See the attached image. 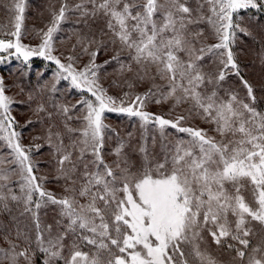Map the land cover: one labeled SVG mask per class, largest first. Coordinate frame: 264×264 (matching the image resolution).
<instances>
[{
    "label": "snow or ice",
    "instance_id": "snow-or-ice-1",
    "mask_svg": "<svg viewBox=\"0 0 264 264\" xmlns=\"http://www.w3.org/2000/svg\"><path fill=\"white\" fill-rule=\"evenodd\" d=\"M86 3L91 10L83 2L75 9L83 16L106 18L111 43L129 53L137 80L150 81L152 87L134 96L126 92L119 102L109 95L95 63L106 45L95 37L82 49L89 57L82 68L77 67L79 56L66 55L62 62L54 54V42L72 10L66 2L51 12L50 24L37 32L40 42L35 46L23 43L25 0L4 5L10 20L0 24V63L11 57L25 63L41 57L56 67L53 92L57 83L67 80L82 96L75 105H60L64 133L49 128L45 137L57 156V178L64 180V194L57 196L46 189V178L35 174L31 148L22 144L16 131L19 122L11 114L14 100L0 78V141L9 150L0 166L10 165L0 167V205L7 210L11 200L23 206L21 216L31 218V225H15V239L25 247L6 233L9 246L0 249V257L9 264H35L37 253L43 264H220L205 247L211 237L235 254L232 264H264V113L233 88L221 94L230 74L240 76L233 51L237 34L250 35L239 20L249 10L264 13V0ZM201 23L208 25L215 43L198 39L204 29L191 26ZM100 31L101 36L107 34ZM92 45L97 47L89 51ZM205 56L212 59L208 71L201 63ZM127 69L133 71L132 65ZM157 80L164 82L163 87ZM240 83L247 97L255 100L252 86L242 77ZM157 93L156 104L170 100V111L187 105V114L168 119L147 111L146 102ZM36 111H44L43 106ZM112 112L138 119L145 132L149 125L158 128L161 150L149 149L142 135L138 160L125 150L122 139L106 153L108 140L119 135L105 124V113ZM194 116L211 127L191 126L188 121ZM68 121L78 124L74 127ZM168 129L181 135L168 140ZM108 155L114 157L111 162ZM13 176L19 177L15 182L19 195L12 187ZM49 204L57 206V214L47 223L40 210ZM253 222L261 226L260 232ZM251 237H259L258 242L253 244Z\"/></svg>",
    "mask_w": 264,
    "mask_h": 264
},
{
    "label": "trees",
    "instance_id": "trees-1",
    "mask_svg": "<svg viewBox=\"0 0 264 264\" xmlns=\"http://www.w3.org/2000/svg\"><path fill=\"white\" fill-rule=\"evenodd\" d=\"M64 0H28L29 7H26V17L28 19L39 20V24H43V19L47 18L52 11H57L60 6L63 4ZM67 3H72L75 0H65ZM81 4L82 2L85 4V7L88 10H91V5L86 3V0H79ZM10 0H0V24H8L10 20V14L8 9L4 5H8ZM190 4H195V0H189ZM71 11L67 12V17H69L70 21L65 25L67 28V33H58L56 35L57 41L62 42L64 40H68V43L73 44L77 38H84L85 35L88 38L95 39L100 38L103 40L106 47L100 48V57L106 61H110L109 63L104 65L105 74L110 76L112 73H116L117 70H127V66L129 64L132 65L133 71L136 70V65L132 62L129 57V53L126 50H121L119 44L113 45L111 43V34L108 33L106 27V18L102 16H96L93 18L92 16H83L81 11L75 9V6L70 8ZM243 19L239 20V23L242 27H247L250 35H246L243 32H238L237 39L234 42L233 51L236 55L237 63L240 68V76L237 77L235 74H230L226 82H224L222 86L221 94H223V89L233 88L236 90L242 99H245L252 107L257 109L258 111L264 113V13L255 12V10H249L246 13H243ZM10 26V25H9ZM197 29H204V34L200 36L198 39L201 41L209 39L208 42H215L214 39L210 38V30L207 24L201 23L199 25L191 26ZM88 28L89 30H86ZM101 29L104 30L106 35L101 36ZM79 35V37H78ZM76 36V37H75ZM206 37H208L206 39ZM202 42V41H201ZM203 43V42H202ZM118 55V59H113ZM18 64V69L15 72L12 70L9 72L10 77L8 81L11 84V87L15 90L14 87H20L22 93L25 96V101L21 105L23 108L21 110V114L24 117H30V121L33 122V130L35 134H37L41 139H45L49 128H51L52 132H61L64 133V120L65 117L60 112V105L68 104L75 105L76 102L81 99V92L76 89H72L70 85V81L61 80L56 84V91L53 92L51 90L53 84V76H54V65L52 63H48L50 68H44L43 63H46L41 57H36L33 60L28 61L27 63L22 61H16ZM15 63V64H16ZM201 63L204 64L205 71L210 70L213 67L212 59L208 56H205V60ZM246 80L253 88V96L255 100L247 97L246 89H244L240 83V78ZM133 80H127V82H132ZM156 83L163 87L164 82L157 80ZM149 85H152L149 82ZM152 87L149 86L146 90ZM208 88H211L212 85H207ZM155 90V89H154ZM85 95V93L83 94ZM29 96L32 99H29ZM160 98L159 93L156 96L152 97V105H162L164 110L170 111L172 108V102L164 101L160 104H156L155 99ZM38 106H43L44 111L37 112L36 109ZM187 105L182 107H178L175 111L172 112V115L176 117L177 115L187 114L185 109ZM182 108V109H181ZM32 113H35L36 116L32 117ZM111 120L113 121L111 130H114L115 134L112 135V138L108 140L105 148V152L108 153L112 149H114L117 145V141L122 139L126 142V151L130 152L132 149V144L135 145L138 141V132L137 134L134 131V126L137 123L135 118H127L124 115H110ZM191 126H198L200 128H210L211 126L203 123L198 117H192L188 121ZM71 126H77V121H68ZM39 127V130H34V128ZM171 131L168 134V140H174L176 136L181 135L176 133L174 130L169 129ZM131 134V135H130ZM211 134V133H210ZM65 144L69 143L67 135L64 137ZM3 145L0 143V159H3V154L6 152L2 147ZM40 155L45 159L42 160L41 169L43 170L44 175L51 177L54 173L57 172V156L55 152H52L50 147L44 145L40 148ZM111 155H108L107 158H110ZM135 159V157H133ZM0 167H5L2 165ZM61 179L57 178V183L60 182ZM54 183L55 189L53 186L54 193L58 196L60 195L55 190L59 191V184ZM15 184V183H13ZM17 185V184H15ZM18 186V185H17ZM19 187V186H18ZM51 188V186H48ZM49 210V209H48ZM54 210V211H51ZM51 210H49L50 215L48 214V218L46 222H52L53 217L57 214V207L51 205ZM19 224L21 228L24 227V224L20 221L19 214L15 213L8 206V209H4L2 205H0V247L2 249L8 248V243L5 241V234L10 233L8 235V239L13 242L19 243L20 248L25 247L22 241H16V229L15 225ZM256 223V222H255ZM254 230L256 232L261 231V226L256 223L254 224ZM252 243L256 244L258 242L259 237H251ZM34 247V245H33ZM207 247L209 253L220 262V264H232V258L235 255L233 252L229 251L226 246L219 247L215 243L212 242L211 237H208ZM20 249L18 248L17 251ZM87 250V249H85ZM35 264H43V257L41 254L37 253L35 258Z\"/></svg>",
    "mask_w": 264,
    "mask_h": 264
},
{
    "label": "rangeland",
    "instance_id": "rangeland-1",
    "mask_svg": "<svg viewBox=\"0 0 264 264\" xmlns=\"http://www.w3.org/2000/svg\"><path fill=\"white\" fill-rule=\"evenodd\" d=\"M66 1L64 0L63 3H65ZM26 3V7H29L28 5V0H25ZM67 3V2H66ZM80 1L79 0H75L72 3H67L69 8L74 7L75 5L79 4ZM26 7H25V11H26ZM61 7V6H60ZM59 9L56 11L58 12ZM25 17H26V13H25ZM51 14L47 17L43 19V24L41 25H37L39 24V20L37 18L35 19H28L26 17L25 19V23H24V30H25V38H23V43L25 44H29L32 46H35L36 44H38L40 42V37L37 35V32L41 29L46 30V25L50 24L51 21ZM70 21L69 17H67V13H66V19L64 21L61 22L60 25V31L58 33H67V28L65 27V25ZM86 30H89L88 28H86ZM57 33V34H58ZM56 34V35H57ZM76 37V36H75ZM79 37V35H78ZM91 38V37H90ZM88 38L87 35L84 36V38L81 40L79 38H77V40L73 43L70 44L68 43V40H64L62 42H59L57 40H55L54 42V47L57 49L56 52H54L55 55H57L59 58H61L62 62H66L64 60V57L66 55H73V56H79L81 57L77 63V67L78 68H82L85 64L88 63L89 61V57L86 54L82 53V49L83 47L87 46V40L90 39ZM201 41L204 44H212L215 42H208L209 39L204 40L203 38ZM96 40H100V38H97ZM97 46L96 45H92L89 48V51L95 50ZM73 49H75V51H73ZM36 57H33L31 60L35 59ZM18 59H16L15 57H11L9 58L5 63H0V78L3 79L4 81V85L6 88V94L9 95L10 97L13 98L14 103L12 105V115L16 118V120L19 122L18 125L16 126V131H18L19 133H21V142L22 144L27 147V148H31V158H32V162L34 164V166H36V168L38 169L36 171V175L37 176H43L46 178L45 180V187L47 190L54 192V190L52 189L53 187L55 189H57L54 186V183H57V175L58 173H54L53 175H51V177L44 175L43 170L41 169V163L42 160L45 159V156L43 157L42 155L39 154L40 152V148L43 147L44 145L49 146V142L47 140L41 139L37 134H35L34 132H32L33 130V122L28 123V121H30V117H24L21 113V110L23 109L21 107V105L24 103L25 101V96L21 91L20 87H14L15 90L11 87L10 82L8 81V78L10 77L9 72L10 71H14L18 69V64L16 63ZM107 59H102L100 56H97L96 58V65H99V80L101 82V84L103 85V87L105 89H107L108 94L112 95L114 97L117 98V101L119 102V99L124 97V94L127 93H131L133 96L134 95H138V94H143L145 92H147V88L149 86V82H142L137 80L136 78V70L131 71V72H127V70H117V72L112 73L110 76H107L104 72V65ZM18 61H22L24 62L22 59H19ZM50 61L46 60V63H43L44 68H50V66L48 65ZM16 63V64H15ZM51 63V62H50ZM54 65V64H53ZM56 67L54 65V73H55ZM127 80H133L132 83L133 87L129 88V82H127ZM85 95H88L87 93H85ZM152 99V98H151ZM147 101V111L153 112V113H157L160 115H164L166 118L168 119H174V115H172V112L168 111V110H164L163 106L160 105H152L151 102L152 100ZM131 97L126 98V102H130ZM182 109V108H181ZM112 114H116V115H124L125 114H121V113H116V112H112V113H105V124L108 125L109 127H111L113 121L111 120L110 115ZM36 114L32 113V117H35ZM127 117V116H126ZM129 119V117H127ZM136 119V118H135ZM137 120V123L134 126V131L137 134L138 132V141L135 145L132 144V149L130 152H128L129 154H131L132 157H135V160L139 159V152H138V147L141 143H143L144 141H142L141 137L142 135L146 137V142L147 145L149 147V149H151L152 151L155 152H159L161 150V138H160V133L158 128L153 127L152 125L148 126L147 131L145 132L144 130L141 129L140 127V122ZM189 124V122H188ZM187 126V125H186ZM34 130H39V127L34 128ZM168 134L171 133V131L168 129ZM153 137H155L156 143L153 144ZM0 143L3 145V149L6 150V152L3 154V157H7L9 150L7 149V147L4 145V143L2 141H0ZM37 145H39V150H37ZM51 151L54 152V149L52 147H50ZM109 162H111L112 159H114L113 156H111L110 158H107ZM5 167H10V165H5ZM19 179L18 176H13L12 177V181L13 183H15L17 180ZM18 185V183H15ZM12 184L13 190L15 191L16 194H20L19 193V185H15ZM58 190H55V192H58L60 195H63V186H64V180L61 179L59 183ZM48 186H51L48 187ZM53 186V187H52ZM58 195V196H60ZM8 206L10 208H12L13 211H15V213L19 214V218L20 221L25 225V224H29L31 225V218L30 215L28 216H21L20 212L22 210V205L17 206V204L15 202H12L11 200L8 201ZM55 206V205H53ZM57 207V206H55ZM51 210V204H49L47 207H44L40 210V215H41V219L43 222L47 221L48 218V214L49 210ZM54 211V210H51ZM49 223V222H47ZM254 224H256L255 222H253ZM33 237H34V233H32ZM0 249H2L0 247ZM0 264H9V262L5 259H3L2 257H0ZM21 264H23V261H21Z\"/></svg>",
    "mask_w": 264,
    "mask_h": 264
}]
</instances>
